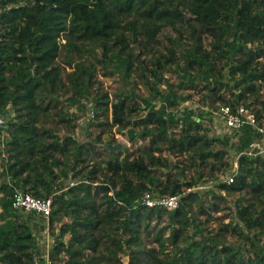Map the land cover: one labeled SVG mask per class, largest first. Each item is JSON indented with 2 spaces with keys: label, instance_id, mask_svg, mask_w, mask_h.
I'll use <instances>...</instances> for the list:
<instances>
[{
  "label": "trees",
  "instance_id": "16d2710c",
  "mask_svg": "<svg viewBox=\"0 0 264 264\" xmlns=\"http://www.w3.org/2000/svg\"><path fill=\"white\" fill-rule=\"evenodd\" d=\"M2 6L0 107H13L16 117L9 124L10 138L0 147L8 161L3 172L8 179L0 180V264H33L39 252L32 226L37 214L13 209L17 190L38 198L53 196L50 225L60 226L58 234L54 233L53 264H124L117 251L127 254L125 248L130 252L129 264H264L263 154L240 156L234 183L218 185L229 195L251 193V199L235 207L238 224L234 232L255 249L254 256L246 257L243 248L236 249L221 234L202 248L174 258L166 255L167 244L176 243L180 232L188 233L191 220L209 216L219 207L218 203L206 206L198 193L185 194L184 185L171 175L161 178L158 168L168 165L155 153L161 152V145H168L172 154L192 153L204 166L211 157L222 162L225 154L211 151L214 140L205 135L203 122L192 118L184 121L179 133L171 132L169 120L160 112L150 110L141 116L138 102L111 101L109 93L98 91L97 107L107 116L96 124L100 132L95 141L81 144L74 133L62 139L42 126L62 90L71 86L82 93L96 81L87 69L74 70L64 78L58 63L63 48H100L99 62L104 67L118 55L130 73L148 61L151 76L157 77L166 65L177 62L171 47H167L168 56L158 54L168 28L179 33L183 29L187 33L183 38L193 42L196 56L216 64L219 53L210 57L206 42L220 51L229 44L225 26H234L237 44L227 64L237 91L229 98L221 95L222 85L210 91L215 103L237 113L236 104L247 105L251 96L259 98L264 83V0H3ZM196 64L203 66L196 59L190 61V66ZM259 106L260 110L251 113L262 123L264 101ZM6 126L4 120L0 136ZM133 126L140 127L142 139L149 140L136 156L116 149L114 136L115 129L122 133ZM233 131L246 134L238 155L260 139L251 126ZM84 155H90L92 169L87 174L76 173L77 184L56 183L55 171L61 168L57 156L71 157L78 165L85 162ZM261 167L253 179L254 168ZM145 193L153 198L180 196V206L175 210L150 207L143 203ZM165 220L175 227L167 237V227L161 225ZM230 228L225 225L223 231ZM146 240L157 247H148Z\"/></svg>",
  "mask_w": 264,
  "mask_h": 264
},
{
  "label": "rangeland",
  "instance_id": "374dc122",
  "mask_svg": "<svg viewBox=\"0 0 264 264\" xmlns=\"http://www.w3.org/2000/svg\"><path fill=\"white\" fill-rule=\"evenodd\" d=\"M2 1L0 0V13L3 11ZM20 5L17 4L15 7ZM14 5H9L11 9ZM228 32L229 44L217 51L212 44L207 41V50L211 52V56H218L216 64H209L202 60L194 53V45L191 40L183 37L187 33L181 29L179 32L168 28L162 34L163 45L158 49V54L168 56L167 47H171L176 51L177 62L172 65H166L164 71H159L157 77H152L148 68V61L143 65L135 68L133 72H129L126 68V61L118 55H115L111 64L106 67L99 62L101 57V49L88 46L77 50L75 48H63L59 65L63 70V77L74 70L87 69L93 72L96 77L94 86L82 93L76 92L71 86L62 90L60 96L52 103L50 114L42 120L44 129L52 131L59 138H65L74 133L75 138L81 144L95 141L100 130L96 127L98 122H102L106 118L107 112H101L97 107L98 91L109 93L111 101L124 99L128 104L138 102L141 107V116H145L148 111L155 110L163 114L169 120L171 132L179 133L186 120L192 118L199 119L205 127V135L213 139L211 151L214 153H224V160L221 162L218 158L211 157L208 165L204 166L200 160L194 159L192 153L184 155H174L171 153L168 145H161V152L155 155L166 159L167 167L158 168L161 178H167V174L179 180L184 186L186 193H198L206 206L218 203L219 210L212 211L208 215H199V220H191V226L188 233L182 231L176 243H168L166 255L177 257L180 253L193 252L202 246L211 243L212 238L224 234L226 241L235 246L237 249H244L246 257H253L255 249L244 241L234 232V227L238 224L235 217V207L240 203L251 199V193L241 192L229 195L226 191H222L218 185L228 183L230 178L240 169L238 160V150L241 149V141L246 136L245 133H236L228 128L219 115V109L222 107L220 103H215L214 93L210 88H220L224 86L221 95L226 98L232 96L237 91L236 80L229 75L228 60L231 61L235 54L234 42V26L228 24L225 26ZM2 32L0 24V33ZM261 45H257L259 47ZM196 59L198 63L194 67L190 66V61ZM214 61V60H213ZM264 62V59H263ZM150 67L152 65L150 64ZM259 98L251 96L247 100V105L243 103L236 104L237 107L244 106L249 112L256 113L260 110L259 102L264 101V83L259 87ZM49 100H47L46 104ZM100 113L97 119L96 114ZM111 111L109 112V114ZM0 117L5 120L8 126L3 130L0 136V147L5 140L9 139V124L15 122V109L11 106L1 108ZM112 115H110V118ZM139 117L132 121H137ZM142 129L140 127H130L122 133L114 130V136L117 144L121 145V151L136 156L141 147L148 146L149 140L141 137ZM105 138L107 135L104 136ZM87 146V145H86ZM88 147V146H87ZM104 148L100 147L99 151L104 153ZM103 150V151H102ZM240 153V152H239ZM264 159V152L261 153ZM109 155V153H108ZM61 163V168L55 172L57 177L56 183L65 185H73L76 181L73 179L76 173L81 172L87 174L93 167V161L90 155H84L85 162L76 161L71 157L57 156ZM7 157L5 152L0 149V180H7L4 175L5 166H7ZM227 164V165H226ZM65 170L69 174L66 178L62 173ZM261 168H254L256 178L257 172ZM250 180V179H249ZM11 180H8V182ZM63 181V182H59ZM187 183H193L191 188L186 187ZM234 183V182H230ZM77 184V183H76ZM2 211L0 207V212ZM33 221V229L38 241L39 252L37 256L41 258L49 254L51 256L52 248L55 244V234H58L59 225L51 228L46 219H42L39 215ZM15 220V217L13 218ZM3 221L0 220V224ZM167 227L165 236L171 235L174 226L165 220L161 224ZM225 225H231L228 232L223 231ZM55 233V234H54ZM125 240V236L122 237ZM264 243V238L262 239ZM148 247L156 248L150 240H146ZM127 254L117 251L118 257L122 259L124 264H129L130 252L125 248Z\"/></svg>",
  "mask_w": 264,
  "mask_h": 264
},
{
  "label": "built area",
  "instance_id": "2783aa9c",
  "mask_svg": "<svg viewBox=\"0 0 264 264\" xmlns=\"http://www.w3.org/2000/svg\"><path fill=\"white\" fill-rule=\"evenodd\" d=\"M219 115L222 120L226 122L228 128L232 130H242L246 126H251L259 134L260 139L253 141L246 151L240 153V156L247 155L249 157H256L264 152V121L258 123L254 114L248 111L247 108L241 106L237 113H233L228 106H222L219 109ZM0 124H4V119L0 117ZM236 162V166L238 163ZM230 182H234V175L230 178ZM180 196H164L160 198H153L150 193H145L143 196V203L152 207L160 206L169 210H175L180 206ZM53 206V196L47 198H38L30 193L16 191L13 196L12 207L17 213L28 212L35 213L42 216L47 222L50 219ZM49 223V222H48ZM44 259V260H42ZM33 264H53L50 260V255L44 257L35 256Z\"/></svg>",
  "mask_w": 264,
  "mask_h": 264
},
{
  "label": "water",
  "instance_id": "95a60500",
  "mask_svg": "<svg viewBox=\"0 0 264 264\" xmlns=\"http://www.w3.org/2000/svg\"><path fill=\"white\" fill-rule=\"evenodd\" d=\"M116 149H121V145L118 144V145L116 146Z\"/></svg>",
  "mask_w": 264,
  "mask_h": 264
}]
</instances>
